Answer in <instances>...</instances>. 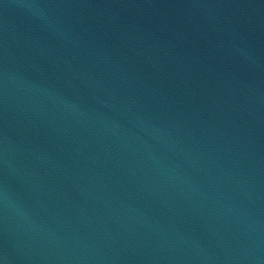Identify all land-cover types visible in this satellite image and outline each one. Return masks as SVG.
Masks as SVG:
<instances>
[{"label": "water", "instance_id": "water-1", "mask_svg": "<svg viewBox=\"0 0 264 264\" xmlns=\"http://www.w3.org/2000/svg\"><path fill=\"white\" fill-rule=\"evenodd\" d=\"M0 264H264V0H0Z\"/></svg>", "mask_w": 264, "mask_h": 264}]
</instances>
